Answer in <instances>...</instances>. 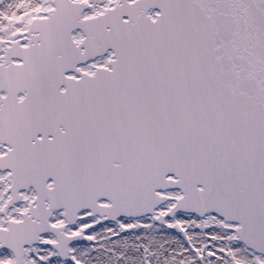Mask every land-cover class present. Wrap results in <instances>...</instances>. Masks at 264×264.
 <instances>
[{
    "label": "snow or ice",
    "instance_id": "snow-or-ice-1",
    "mask_svg": "<svg viewBox=\"0 0 264 264\" xmlns=\"http://www.w3.org/2000/svg\"><path fill=\"white\" fill-rule=\"evenodd\" d=\"M0 264H264V0H0Z\"/></svg>",
    "mask_w": 264,
    "mask_h": 264
}]
</instances>
